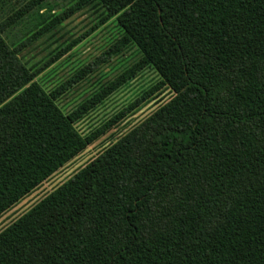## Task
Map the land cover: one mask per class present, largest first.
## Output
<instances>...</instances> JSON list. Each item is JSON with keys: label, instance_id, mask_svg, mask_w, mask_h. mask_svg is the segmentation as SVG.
Wrapping results in <instances>:
<instances>
[{"label": "trees", "instance_id": "obj_1", "mask_svg": "<svg viewBox=\"0 0 264 264\" xmlns=\"http://www.w3.org/2000/svg\"><path fill=\"white\" fill-rule=\"evenodd\" d=\"M8 1L0 0V216L121 119L87 135L75 127L142 70L174 96L3 229L0 264H264V0H70L58 10L23 0L5 13ZM86 10L89 30L51 62L113 18L120 35L47 92L6 32L34 14L38 38ZM132 46L137 62L60 110L59 97Z\"/></svg>", "mask_w": 264, "mask_h": 264}, {"label": "rangeland", "instance_id": "obj_2", "mask_svg": "<svg viewBox=\"0 0 264 264\" xmlns=\"http://www.w3.org/2000/svg\"><path fill=\"white\" fill-rule=\"evenodd\" d=\"M22 1H8L5 13L21 6ZM68 1L70 0H48L45 8L58 10L60 6H65ZM45 8L40 13L45 12ZM34 16V14L27 16L13 28H10L6 32L5 39L10 44L19 42L20 51L17 55L19 60L26 68H34L33 70L38 72L34 80L47 92L65 82L81 66L87 62H92L120 35V30L113 18L72 46L58 60L51 62L52 56L58 50L73 44L75 40L89 30L94 22V15L89 10L80 11L64 21L54 31L33 39ZM139 58L140 53L135 47L125 49L121 54L109 59L89 77L59 97L56 101L57 106L64 114L70 113L79 104L96 95L101 88L132 66ZM153 88H155L153 94L136 105L134 109L128 110L130 104L140 99L142 93L149 92ZM173 96L174 94L161 84L158 74L150 68L142 70L125 85L109 94L94 110L76 123L75 127L81 135H87L98 128H102L104 124L122 113L121 119L115 121L116 123L112 127H108L103 135L87 146L78 156L2 214L0 216V232L72 177L105 148L153 115Z\"/></svg>", "mask_w": 264, "mask_h": 264}]
</instances>
